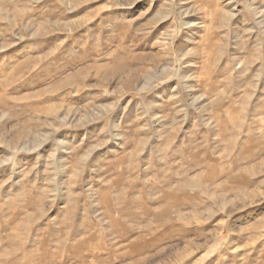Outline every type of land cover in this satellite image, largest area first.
Instances as JSON below:
<instances>
[{"label": "rangeland", "instance_id": "1", "mask_svg": "<svg viewBox=\"0 0 264 264\" xmlns=\"http://www.w3.org/2000/svg\"><path fill=\"white\" fill-rule=\"evenodd\" d=\"M0 264H264V0H0Z\"/></svg>", "mask_w": 264, "mask_h": 264}]
</instances>
